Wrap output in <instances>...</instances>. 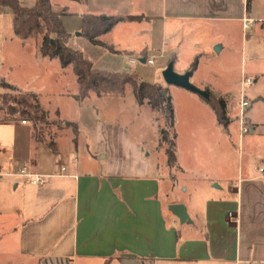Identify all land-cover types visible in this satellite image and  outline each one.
<instances>
[{
    "label": "crops",
    "instance_id": "0c3cea01",
    "mask_svg": "<svg viewBox=\"0 0 264 264\" xmlns=\"http://www.w3.org/2000/svg\"><path fill=\"white\" fill-rule=\"evenodd\" d=\"M53 2L67 9L68 15L61 20L68 32L81 31L83 16L122 18L101 36V41L125 54L124 62L132 65L155 59V66L157 59L162 61L158 69L162 71L172 62L177 73L191 72L194 85L193 81H204L200 64L193 70L197 58L215 53L218 45L217 53H224L226 36L236 26L243 30L244 17L261 20L258 0H252L249 9L247 0ZM34 3L22 1L26 7ZM259 24L264 26L256 23L253 28ZM87 47L92 53L99 49L116 56L90 41ZM86 57L96 65L91 56ZM225 63H220L221 69L231 71L233 67ZM245 63L243 60L240 87L247 77ZM123 69L118 73L131 71L129 67ZM65 70L70 72L69 67ZM71 72L74 74L73 68ZM178 94L180 104L171 98L175 128L179 105L185 118L192 121V131L204 128L213 133L205 138L199 133L196 147L212 141L218 149H225L237 138L236 168L222 159L214 176L199 171L194 178L174 177L170 171L161 170L159 163L143 158V145L130 152L123 149L122 135L108 124L96 125L94 154L77 163L68 158L66 147L60 150L63 143L71 142L72 135L78 136L80 126L76 122L66 125L55 119L63 128L56 135L57 152L53 153L45 144L35 142L28 122L3 123L4 112L0 110V176L23 178L18 174L25 170L45 179L44 185L33 186L23 178V183L14 187L17 191L22 185V202L14 214L16 235L11 243L16 244L15 251L8 234L3 243L7 260L13 264H264V154L251 153L253 139L240 137L239 106L237 112L227 108L229 124L224 127L207 99L196 93ZM252 129L251 135L260 130L263 141V125ZM194 133L191 136L196 138ZM177 137L176 166L181 169L185 152ZM72 142L79 146L77 139ZM100 160L106 165H97ZM172 204H184L190 222L180 223L169 209ZM10 229L6 226L4 232Z\"/></svg>",
    "mask_w": 264,
    "mask_h": 264
},
{
    "label": "rangeland",
    "instance_id": "374dc122",
    "mask_svg": "<svg viewBox=\"0 0 264 264\" xmlns=\"http://www.w3.org/2000/svg\"><path fill=\"white\" fill-rule=\"evenodd\" d=\"M259 10L258 18L264 21V0H258L257 6ZM71 34L70 44L68 45L76 50L86 53L95 60L98 69L110 72H118L127 70L128 74L136 75L151 84H156L165 90L174 101L180 104L181 97L178 93H193L183 88L168 85L163 77V70H158L162 66V61L157 60L154 66L147 63L139 62L132 65L124 62L125 54L112 53L116 56H110L109 52L103 50H95L90 52L88 47V39L77 37L79 31H69ZM228 47L224 53H212L203 59H196L197 66L200 64V74L204 79L203 83L193 81L200 89L209 91L210 94L218 99H224L227 103L228 110L236 109L239 106L238 101L241 98L240 77L243 65L245 63V75L253 78V84L246 88V98L251 103L248 115L252 120V126L263 125L264 130V26L261 24L253 28L252 32L243 33L241 26H236L233 31L226 36ZM41 44V38L38 41L25 42L19 39L13 31V14L8 8L0 6V79H3L10 85L16 86L18 91L1 89L0 93H6L8 103L5 105V115H9V105L12 98L19 96L20 93H29L25 90H31L40 94L42 105L49 112L48 124H38L36 132H39L49 141H54L56 135L63 128L60 120L66 124L76 122L80 126L78 136L72 135L70 143H63L60 146L67 148L68 158L81 163L94 154V141L97 137L96 125H110L118 130L123 137V149L130 150L143 145V158L149 163H159L161 170L170 171L174 177L180 175L183 179L198 175L197 172L202 171L209 177L214 176L218 172L217 162L225 159L230 167H237L239 162V144L237 138H234V144L225 149H218L209 141L208 145L196 147L194 144L199 141L198 134L203 138L210 137L213 133L210 131L197 128L192 131L189 119L185 118V111L178 106L177 126L175 128L180 148L185 152L183 166L179 169L176 164L168 165L167 150L168 145H160L161 129L169 126L166 125L164 116L151 111L145 105L139 108L133 94V89L128 87L124 96L119 97H103L98 100L95 95L86 100L77 101L74 95L79 92L77 77L73 74L72 67L70 72H66L61 68L58 60H50L43 58L38 53ZM221 47V45H218ZM217 46V47H218ZM216 48V46L214 47ZM87 51H84V50ZM97 51V52H96ZM228 54V55H227ZM109 58H104V57ZM226 62L225 66H232L231 71L225 72L220 67V63ZM125 64V67L120 64ZM164 66V65H163ZM196 66V67H197ZM136 68V69H135ZM65 72V73H64ZM225 72V73H223ZM186 91V92H183ZM188 91V92H187ZM220 92V93H219ZM229 94V95H227ZM19 116V115H17ZM35 130L34 124L27 121ZM192 122V121H191ZM72 129V127L70 128ZM257 130L254 135H247L253 139L254 146L251 145L249 150L251 153L264 154V140ZM195 132L196 138L191 136ZM168 133H171L170 131ZM205 135V136H204ZM208 135V136H207ZM171 135L168 140H171ZM200 138V136H199ZM202 138V136H201ZM73 139H77V144H72ZM205 144V143H204ZM199 149V151H198ZM106 165V162L100 160L97 165ZM23 183V178L12 176H0V264H13L7 259L2 249L3 243L7 239L6 234L11 237L10 244L13 251L16 244L11 243L15 237L16 225L14 224L16 217L15 209L21 204L22 185L15 191V185ZM186 200V196H182ZM6 226L10 231L4 232Z\"/></svg>",
    "mask_w": 264,
    "mask_h": 264
},
{
    "label": "trees",
    "instance_id": "16d2710c",
    "mask_svg": "<svg viewBox=\"0 0 264 264\" xmlns=\"http://www.w3.org/2000/svg\"><path fill=\"white\" fill-rule=\"evenodd\" d=\"M23 0H0V6L8 8L13 14V29L15 35L25 41H38L41 44L38 53L43 58L57 59L62 68L72 67L79 85L78 94L74 95L77 101H84L92 95L99 98L124 96L128 87L133 89L136 102L139 106L147 105L152 112L164 116L169 126L161 129L160 145H168V165L176 164V132L175 112L172 99L165 95V90L155 84L144 81L133 74L98 70L93 62L79 50L68 45L71 34L64 27L61 18L68 15L66 8H60L53 0H35L32 7L22 4ZM252 0H247L249 9ZM123 19L108 16H83L80 35L92 44L105 48L112 53H118L114 48L101 41V36L109 33ZM197 64L194 63L193 70ZM0 87L18 91L14 86L0 79ZM209 92V91H208ZM210 94V92H209ZM8 95L1 93L0 110L4 112L3 123L30 121L34 124V139L37 143L45 144L53 153L57 152L55 141H47L39 132L38 124H48L49 112L41 104L40 97L35 93H20L13 97L9 105V115H5V105ZM207 103L216 112L219 122L226 127L229 124L227 104L224 99H218L210 94ZM19 115V116H17ZM171 133H168V132ZM171 140H168L169 136Z\"/></svg>",
    "mask_w": 264,
    "mask_h": 264
},
{
    "label": "built area",
    "instance_id": "2783aa9c",
    "mask_svg": "<svg viewBox=\"0 0 264 264\" xmlns=\"http://www.w3.org/2000/svg\"><path fill=\"white\" fill-rule=\"evenodd\" d=\"M242 22H243V31H244V34L246 33V36L248 32L252 31V28L256 23L264 24L263 20H255L249 17H244ZM146 62L147 64L153 66L155 64V59H148ZM253 82H254L253 78L244 76L242 79V83H241V98L239 101V110H238V117H237L238 124H239V134L241 138L244 137L246 134H250L253 131L252 125H251V122L248 116V111H249L251 103L246 98V88L251 86ZM22 123L26 124V121H23ZM63 170H65V168H63ZM18 175L25 178L27 180V183L30 185L39 186V185L45 184V179L40 175L27 173L25 170H23ZM230 217L233 218L232 213H230Z\"/></svg>",
    "mask_w": 264,
    "mask_h": 264
},
{
    "label": "water",
    "instance_id": "95a60500",
    "mask_svg": "<svg viewBox=\"0 0 264 264\" xmlns=\"http://www.w3.org/2000/svg\"><path fill=\"white\" fill-rule=\"evenodd\" d=\"M220 48L221 47L218 46L216 48V51L219 52ZM141 62L145 63L146 60L142 59ZM163 77L168 85L177 86L189 90L207 100L210 98V94L207 91L200 89L191 82V72H186L185 74L177 73L174 70V64L172 62L169 63L167 68L163 71ZM169 209L172 214L179 219L180 223L184 224L190 222L188 210L184 204H172L170 205Z\"/></svg>",
    "mask_w": 264,
    "mask_h": 264
}]
</instances>
